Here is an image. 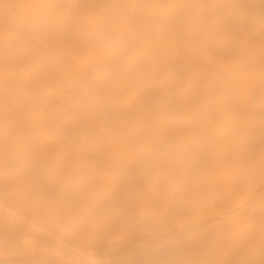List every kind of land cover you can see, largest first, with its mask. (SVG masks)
Returning <instances> with one entry per match:
<instances>
[{
    "label": "bare ground",
    "instance_id": "6f19581e",
    "mask_svg": "<svg viewBox=\"0 0 264 264\" xmlns=\"http://www.w3.org/2000/svg\"><path fill=\"white\" fill-rule=\"evenodd\" d=\"M0 264H264V0H0Z\"/></svg>",
    "mask_w": 264,
    "mask_h": 264
}]
</instances>
